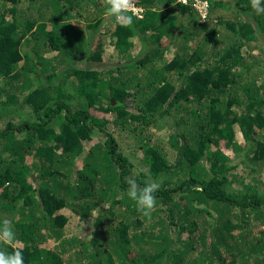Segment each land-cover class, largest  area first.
Wrapping results in <instances>:
<instances>
[{"label":"trees","instance_id":"16d2710c","mask_svg":"<svg viewBox=\"0 0 264 264\" xmlns=\"http://www.w3.org/2000/svg\"><path fill=\"white\" fill-rule=\"evenodd\" d=\"M205 1L200 22L133 0L122 26L105 0H0V219L25 264H264V14ZM128 177L160 185L150 218Z\"/></svg>","mask_w":264,"mask_h":264},{"label":"clouds","instance_id":"9594fccd","mask_svg":"<svg viewBox=\"0 0 264 264\" xmlns=\"http://www.w3.org/2000/svg\"><path fill=\"white\" fill-rule=\"evenodd\" d=\"M183 4L186 0H176ZM234 2V0H233ZM106 9L105 14L109 17H114L116 22L121 23L122 26H130L133 22L132 16L128 15L129 10L134 6L133 0H105ZM195 8L198 10V18L200 22L206 19L208 12V5L205 0H195ZM252 9L257 14H264V4L262 0H250ZM127 195L133 200L137 206V210L145 217L151 216L152 211L157 206V198L154 195L160 185L155 182L146 183L140 186L133 177L126 179ZM18 243L16 233L13 228L12 220L8 218L0 219V246L10 247L11 252L0 248V264H25L22 252L16 249Z\"/></svg>","mask_w":264,"mask_h":264},{"label":"rangeland","instance_id":"374dc122","mask_svg":"<svg viewBox=\"0 0 264 264\" xmlns=\"http://www.w3.org/2000/svg\"><path fill=\"white\" fill-rule=\"evenodd\" d=\"M224 1H227V0H224ZM229 1H230V3L233 4V0H229ZM216 14L219 15L217 17H222L223 19H233L234 18V15H235L234 14V10H231V9L230 10H227V11H220V10H218L216 12ZM106 18H107V16L105 17V19ZM102 21L103 20L101 19V22L98 25V27L96 28V31L99 33V36L101 37L102 40L108 41V39H109V33H110L109 31H111L110 29H112V27L111 26H108V24H106L105 20L103 22ZM99 36L98 37L95 36V39H98ZM76 40L77 39L75 38V41L74 42H76ZM104 57H105L104 61H102L101 63H99L100 66H102L104 68H109V67H112L114 65L115 66L120 65V63L118 62V58H117L115 52H113L110 48H105ZM57 84H60V83H57ZM148 131H151L152 132V135L154 136V138H158V139H161L162 141H165L166 138H165L164 129H148ZM101 135L102 134L99 132L98 135H96V137H95L96 140L101 139L102 138ZM238 137H240V135H238ZM238 141H239L238 143H241L242 140H238ZM126 144H128V143L126 141H124L123 142V146H125ZM169 159L171 161H173L174 157L172 156V154H171V156H170Z\"/></svg>","mask_w":264,"mask_h":264}]
</instances>
